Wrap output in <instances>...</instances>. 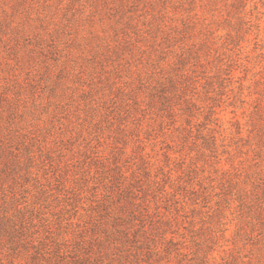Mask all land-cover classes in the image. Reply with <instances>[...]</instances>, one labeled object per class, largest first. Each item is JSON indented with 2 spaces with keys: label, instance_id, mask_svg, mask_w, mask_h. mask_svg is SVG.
<instances>
[{
  "label": "rangeland",
  "instance_id": "obj_1",
  "mask_svg": "<svg viewBox=\"0 0 264 264\" xmlns=\"http://www.w3.org/2000/svg\"><path fill=\"white\" fill-rule=\"evenodd\" d=\"M0 264H264V0H0Z\"/></svg>",
  "mask_w": 264,
  "mask_h": 264
}]
</instances>
